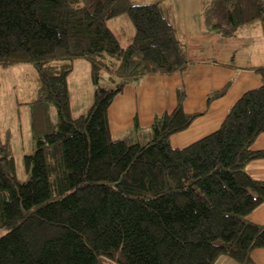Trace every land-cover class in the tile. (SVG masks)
<instances>
[{
    "label": "trees",
    "instance_id": "16d2710c",
    "mask_svg": "<svg viewBox=\"0 0 264 264\" xmlns=\"http://www.w3.org/2000/svg\"><path fill=\"white\" fill-rule=\"evenodd\" d=\"M163 1L0 0V68L30 63L39 76L29 180L18 179L12 155H0V230L8 229L0 264H215L222 256L255 264L264 225L250 216L264 204V181L247 166L264 159L252 148L264 133V66L252 68L261 85L185 148L171 138L207 111L186 113L183 87L175 109L150 127L135 119L122 139L110 131L109 109L128 85L190 65ZM124 15L133 26L127 44L108 26ZM205 15L223 38L255 25L264 34V0H217ZM80 59L91 67L94 103L74 118L69 76ZM229 88L209 94L208 107Z\"/></svg>",
    "mask_w": 264,
    "mask_h": 264
},
{
    "label": "crops",
    "instance_id": "0c3cea01",
    "mask_svg": "<svg viewBox=\"0 0 264 264\" xmlns=\"http://www.w3.org/2000/svg\"><path fill=\"white\" fill-rule=\"evenodd\" d=\"M178 12L172 21L190 65L182 74L150 76L139 85H128L109 109V127L116 139L131 133L135 119L140 127L148 128L157 116L172 112L177 104L176 90L183 87L187 93L185 112L207 111L188 130L171 138L173 148H185L216 131L242 94L261 85V77L252 69L264 66V34L260 26L244 28L232 38H223L202 26L193 31L190 19L180 16L181 12L186 14V9ZM228 84L227 94L208 107V95ZM252 148L264 150V133ZM247 172L252 178L264 181V159L251 162ZM250 220L264 225V204L251 214ZM251 258L255 264H264V248L254 250ZM215 264L238 263L222 256Z\"/></svg>",
    "mask_w": 264,
    "mask_h": 264
},
{
    "label": "rangeland",
    "instance_id": "374dc122",
    "mask_svg": "<svg viewBox=\"0 0 264 264\" xmlns=\"http://www.w3.org/2000/svg\"><path fill=\"white\" fill-rule=\"evenodd\" d=\"M156 1L132 0L134 4H149ZM162 6L165 16L172 24H175L172 20L178 16V9L180 11L186 9V14L181 12L180 16H184L186 20L190 19L192 30L196 31L201 26L207 30L205 12H211L214 7L216 8L217 0H164ZM108 26L115 32L121 43L127 44L125 35H131L133 32L132 23L127 15L111 21ZM185 48L187 49L186 44ZM100 85L104 88H114L106 80H102ZM38 90L39 76L33 64L0 68V155L10 154L14 157L17 177L21 182L28 181L30 177L24 158L34 154L36 150V142L31 129L34 112L31 104L37 100ZM94 92L95 86L88 61L76 60L74 70L69 76L70 102L74 118L88 113L94 103ZM49 114L52 123L57 124L58 115L55 106L50 107ZM7 231L8 229L0 230V235Z\"/></svg>",
    "mask_w": 264,
    "mask_h": 264
}]
</instances>
